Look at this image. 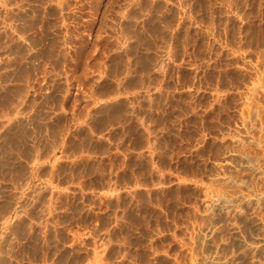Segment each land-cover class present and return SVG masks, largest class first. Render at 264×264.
I'll use <instances>...</instances> for the list:
<instances>
[{
  "label": "crops",
  "instance_id": "1",
  "mask_svg": "<svg viewBox=\"0 0 264 264\" xmlns=\"http://www.w3.org/2000/svg\"><path fill=\"white\" fill-rule=\"evenodd\" d=\"M262 140L264 0H0V264H148V195Z\"/></svg>",
  "mask_w": 264,
  "mask_h": 264
},
{
  "label": "rangeland",
  "instance_id": "2",
  "mask_svg": "<svg viewBox=\"0 0 264 264\" xmlns=\"http://www.w3.org/2000/svg\"><path fill=\"white\" fill-rule=\"evenodd\" d=\"M217 152L216 165L185 171L200 179L148 195L153 209L136 220L148 264H264V150Z\"/></svg>",
  "mask_w": 264,
  "mask_h": 264
},
{
  "label": "bare ground",
  "instance_id": "3",
  "mask_svg": "<svg viewBox=\"0 0 264 264\" xmlns=\"http://www.w3.org/2000/svg\"><path fill=\"white\" fill-rule=\"evenodd\" d=\"M5 107V106H4ZM70 193V192H69Z\"/></svg>",
  "mask_w": 264,
  "mask_h": 264
}]
</instances>
